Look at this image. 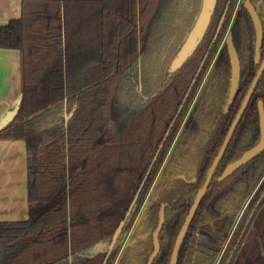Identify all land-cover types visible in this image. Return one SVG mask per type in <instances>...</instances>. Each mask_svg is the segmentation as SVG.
Segmentation results:
<instances>
[{
  "label": "trees",
  "instance_id": "1",
  "mask_svg": "<svg viewBox=\"0 0 264 264\" xmlns=\"http://www.w3.org/2000/svg\"><path fill=\"white\" fill-rule=\"evenodd\" d=\"M250 1L264 33V0ZM21 5V17L0 26V48L20 52L23 82L17 111L0 128V140L26 142L29 217L0 221V264H148L161 211L165 224L153 264H169L260 67L249 12L243 4L235 12L236 0H217L198 49L171 72L202 0H22ZM228 33L241 78L226 113L231 66L221 42ZM260 53L264 57V34ZM260 102L264 73L177 264H264V152L219 181L227 166L264 141ZM121 177L136 191L119 211Z\"/></svg>",
  "mask_w": 264,
  "mask_h": 264
},
{
  "label": "water",
  "instance_id": "2",
  "mask_svg": "<svg viewBox=\"0 0 264 264\" xmlns=\"http://www.w3.org/2000/svg\"><path fill=\"white\" fill-rule=\"evenodd\" d=\"M216 4H217V0H202V6H201V11L197 17V20L195 22L194 27L192 28V30L190 31L189 35L187 36L184 44L182 45L181 49L179 50L177 56L175 57V59L173 60L171 67H170V71L171 72H175L177 70H180L184 64L194 55V53L196 52V50L198 49L199 45L201 44V42L203 41L206 32L210 26L213 14L215 12L216 9ZM245 8L247 9V11L249 12L251 19L253 21V25L255 28V32H256V44H255V59L257 63H260V67L259 70L250 86V89L248 90V93L229 129V132L223 142V145L218 153V155L216 156L215 160L213 161L206 181L204 183V185L202 186V188L200 189V191L198 192L191 208L190 211L185 219V222L177 236L174 248H173V252L171 255V260L169 264H177L178 262V258H179V252H180V248L184 242V239L186 237V234L189 230V227L195 217V214L198 210V208L200 207V204L203 200V198L206 195V192L209 189L210 183L213 179L214 176V172L218 166V164L220 163L221 159L223 158L230 142L231 139L238 127V124L240 122V120L242 119V116L255 92V89L258 85V82L261 78V76L264 73V58H262V55L260 53V49L263 43V25H262V21L257 13V11L255 10L254 6L252 5V3L247 0L245 2ZM221 26H222V22L218 28V33L221 30ZM216 35V36H217ZM226 44H227V51H228V55H229V60H230V66H231V79H230V89H229V93H228V99H227V103L225 106V112L227 113L230 109V107L232 106V104L235 101V98L239 92V85H240V78H241V64H240V59H239V55L238 52L236 50L235 44H234V40H233V36L232 33H229L227 38H226ZM20 102V100H19ZM19 105V104H18ZM18 108V106H17ZM17 111V110H16ZM16 113V112H15ZM14 113V114H15ZM259 114H260V126H261V133L262 136L264 138V103L260 102L259 103ZM8 124V123H7ZM6 124V125H7ZM5 126V125H4ZM1 126L0 128L4 127ZM264 152V141L259 144L258 146L252 148L251 150L247 151L239 160H237L236 162H234L233 164H230L229 166H227V168L224 170L223 174L221 175V177L219 178L220 182L225 181L226 179H228L232 174H234L237 170H239L241 167L247 165L250 161L254 160L255 158H257L260 154H262ZM144 185V182L141 184L140 189L137 191L129 209L128 212L125 216V219L122 220V222L120 223V226L118 228V230L116 231V233L114 234L113 240H112V244L110 245L109 248V253L108 255H110L111 251L113 250L125 224H126V220L128 219L129 215L131 214L138 198L139 195L141 193L142 187ZM165 224V215L164 212L161 211L159 214V223L158 226L156 228V230L153 233V245H154V250L152 252V254L150 255L148 264H153L155 259L158 257L160 250H161V246H160V234L161 231L164 227Z\"/></svg>",
  "mask_w": 264,
  "mask_h": 264
},
{
  "label": "crops",
  "instance_id": "3",
  "mask_svg": "<svg viewBox=\"0 0 264 264\" xmlns=\"http://www.w3.org/2000/svg\"><path fill=\"white\" fill-rule=\"evenodd\" d=\"M22 0H0V26L19 19ZM17 50L0 48V127L9 123L23 92ZM29 217L27 199L26 142L0 140V221H19Z\"/></svg>",
  "mask_w": 264,
  "mask_h": 264
},
{
  "label": "rangeland",
  "instance_id": "4",
  "mask_svg": "<svg viewBox=\"0 0 264 264\" xmlns=\"http://www.w3.org/2000/svg\"><path fill=\"white\" fill-rule=\"evenodd\" d=\"M241 2H242V0H237L236 7H235V12L239 8V5H240ZM229 27H230V25H229ZM229 27L227 29L228 31H229ZM226 37H224V39L222 40L221 44L223 43V41L225 43ZM135 191H136V186L132 182H130L129 180H127L124 177L120 178L119 186H118L117 199H116L119 211L129 205V202L131 201L132 196H133Z\"/></svg>",
  "mask_w": 264,
  "mask_h": 264
},
{
  "label": "flooded vegetation",
  "instance_id": "5",
  "mask_svg": "<svg viewBox=\"0 0 264 264\" xmlns=\"http://www.w3.org/2000/svg\"><path fill=\"white\" fill-rule=\"evenodd\" d=\"M247 0H242V2L240 3V5H239V7L241 6V4H243V6H244V8H245V2H246ZM250 1V0H249ZM251 2V1H250ZM236 3H237V0H236ZM253 5V4H252ZM254 6V5H253ZM255 8V7H254ZM239 9V8H238ZM237 9V10H238ZM246 9V8H245ZM247 10V9H246ZM256 10V9H255ZM258 13V12H257ZM250 15V14H249ZM260 17V16H259ZM223 20H224V17H223V19H222V24H223ZM221 24V23H220ZM222 27V26H221ZM229 34V33H228ZM228 36V35H227ZM217 37V36H216ZM227 38V37H226ZM225 42H226V40H225ZM262 58H264V57H262ZM109 256V255H108Z\"/></svg>",
  "mask_w": 264,
  "mask_h": 264
}]
</instances>
